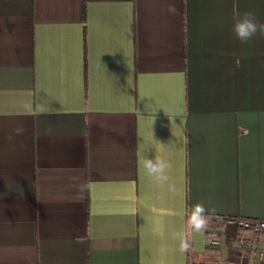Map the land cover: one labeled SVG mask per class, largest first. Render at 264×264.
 <instances>
[{
	"label": "crops",
	"instance_id": "obj_1",
	"mask_svg": "<svg viewBox=\"0 0 264 264\" xmlns=\"http://www.w3.org/2000/svg\"><path fill=\"white\" fill-rule=\"evenodd\" d=\"M235 11L264 23V0H0V264H264L226 221L264 219V35Z\"/></svg>",
	"mask_w": 264,
	"mask_h": 264
},
{
	"label": "clouds",
	"instance_id": "obj_2",
	"mask_svg": "<svg viewBox=\"0 0 264 264\" xmlns=\"http://www.w3.org/2000/svg\"><path fill=\"white\" fill-rule=\"evenodd\" d=\"M169 13L176 14L178 9L174 5L168 8ZM232 31L236 38L241 43H247L257 33L264 35V23H259L256 16L252 12L235 11L232 17ZM46 109L42 108V111ZM16 135H23L24 128L18 127L15 130ZM11 139V137H9ZM155 142H159L156 139ZM160 143V142H159ZM161 144V143H160ZM162 145V144H161ZM151 151V148L148 152ZM142 167L148 177L152 178L158 184H166L169 181L168 171L171 168V163L159 156H150L149 154L141 161ZM189 222L195 230L201 231L208 226L207 210L203 204H196L191 209L187 210Z\"/></svg>",
	"mask_w": 264,
	"mask_h": 264
},
{
	"label": "built area",
	"instance_id": "obj_3",
	"mask_svg": "<svg viewBox=\"0 0 264 264\" xmlns=\"http://www.w3.org/2000/svg\"><path fill=\"white\" fill-rule=\"evenodd\" d=\"M226 221L235 224L240 229L249 230L256 234L264 232V219L234 217L226 219ZM208 242L212 245L219 244V240L213 237H211ZM252 254L258 260L264 259V251L259 249L256 243L252 244Z\"/></svg>",
	"mask_w": 264,
	"mask_h": 264
},
{
	"label": "trees",
	"instance_id": "obj_4",
	"mask_svg": "<svg viewBox=\"0 0 264 264\" xmlns=\"http://www.w3.org/2000/svg\"><path fill=\"white\" fill-rule=\"evenodd\" d=\"M209 227L214 228L215 226H212V225H211V226H209Z\"/></svg>",
	"mask_w": 264,
	"mask_h": 264
}]
</instances>
